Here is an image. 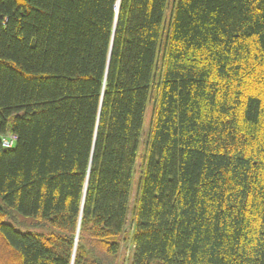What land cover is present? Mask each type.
<instances>
[{"label": "trees", "instance_id": "trees-1", "mask_svg": "<svg viewBox=\"0 0 264 264\" xmlns=\"http://www.w3.org/2000/svg\"><path fill=\"white\" fill-rule=\"evenodd\" d=\"M6 132L0 264H264V0H0Z\"/></svg>", "mask_w": 264, "mask_h": 264}, {"label": "rangeland", "instance_id": "rangeland-1", "mask_svg": "<svg viewBox=\"0 0 264 264\" xmlns=\"http://www.w3.org/2000/svg\"><path fill=\"white\" fill-rule=\"evenodd\" d=\"M172 0H169V2ZM176 1V0H175ZM169 11H167L166 17H168ZM156 89H153L152 95H151V99L149 102V105L147 106V111H146V117H145V124L143 126V130H142V134H141V138H140V144H139V148H138V153H137V157L135 160V164L133 167V171H132V185H131V193H130V211L133 209L135 203H136V199L138 198V194L140 191V183H141V179H142V169H143V164H144V160H145V153H146V143L148 142V133H149V128H150V120L153 114L152 111V104L155 100V95H156ZM18 220H20L23 224H29V219H24V217L22 216H18ZM10 222L14 223V226L16 229L20 230V231H27L31 230V231H39V228H33V227H25V226H21L18 225L17 223H15L13 220H9ZM126 239L122 242L121 244V249H120V254H119V262L118 264H125V261L127 262V264L130 263L131 257H132V241H131V236L130 235V231L132 229V221H130V214L128 216V221L126 224Z\"/></svg>", "mask_w": 264, "mask_h": 264}, {"label": "bare ground", "instance_id": "bare-ground-1", "mask_svg": "<svg viewBox=\"0 0 264 264\" xmlns=\"http://www.w3.org/2000/svg\"><path fill=\"white\" fill-rule=\"evenodd\" d=\"M118 6H119V4H118V2H117V4H116V9L118 10ZM169 9L170 8H168L167 9V11H169ZM167 11H166V13H165V16H166V14H167ZM149 105V104H148ZM147 105V106H148ZM146 111H147V107H146ZM145 117H146V112H145V115H144V120H143V126H144V124H145ZM151 119H152V117H151ZM151 121V120H150ZM143 130V129H142ZM142 134V133H141ZM11 135H13V136H11ZM140 138H141V136H140ZM140 138H139V144H140ZM16 141H17V136L14 134V133H11V132H6L5 134H2V135H0V147H1V149H4V150H11V149H13L15 146H16ZM138 148H139V146H138ZM146 148H147V143H146ZM137 153H138V150H137ZM131 185H132V179H131ZM130 193H131V188H130ZM128 208H129V211H130V194H129V201H128ZM127 221H128V219H127ZM8 222H10V221H8ZM11 224H13V226H14V223L13 222H10ZM18 225H21L19 222H16ZM80 223V222H79ZM78 223V224H79ZM21 226H25V225H21ZM15 227V226H14ZM26 227V226H25ZM18 230V229H17ZM28 230V229H27ZM126 230V229H125ZM20 231V230H19ZM31 231V230H30ZM21 232H23V231H21ZM24 232H26V231H24ZM132 232H133V228L131 229V231L129 232L130 233V235L132 234ZM78 234V226H77V232H76V235ZM120 249H121V247H120ZM132 252H133V247H132ZM118 262H119V259H118ZM125 264H127V262L125 261ZM130 264V263H129Z\"/></svg>", "mask_w": 264, "mask_h": 264}, {"label": "built area", "instance_id": "built-area-1", "mask_svg": "<svg viewBox=\"0 0 264 264\" xmlns=\"http://www.w3.org/2000/svg\"><path fill=\"white\" fill-rule=\"evenodd\" d=\"M11 136H13V135H11Z\"/></svg>", "mask_w": 264, "mask_h": 264}]
</instances>
